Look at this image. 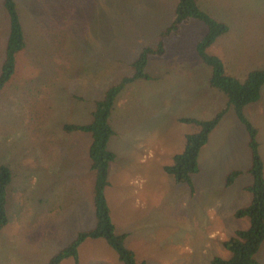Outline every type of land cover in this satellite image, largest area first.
<instances>
[{
    "label": "rangeland",
    "instance_id": "1",
    "mask_svg": "<svg viewBox=\"0 0 264 264\" xmlns=\"http://www.w3.org/2000/svg\"><path fill=\"white\" fill-rule=\"evenodd\" d=\"M26 38L11 79L0 88V163L12 172L8 223L0 229V264H50L51 257L95 224L89 135L65 123L91 120L95 100L147 46L155 47L174 18L176 0H15ZM228 26L207 48L226 72L243 81L264 66V0H199ZM206 32L191 20L162 38L149 57V79L129 83L116 97L109 122L105 196L116 233L146 264H211L228 257L222 241L248 226L234 212L247 205L245 172L225 187L228 172L249 166L248 133L230 107L200 149L195 192L164 171L198 131L184 117L209 119L226 95L208 84L210 66L195 46ZM8 19L0 0V66ZM257 129L264 164V85L245 106ZM264 264V241L256 254ZM59 264H76L72 257ZM78 264H123L102 238L78 247Z\"/></svg>",
    "mask_w": 264,
    "mask_h": 264
},
{
    "label": "trees",
    "instance_id": "2",
    "mask_svg": "<svg viewBox=\"0 0 264 264\" xmlns=\"http://www.w3.org/2000/svg\"><path fill=\"white\" fill-rule=\"evenodd\" d=\"M8 19V33L5 40L4 54L0 66V88L13 76L16 69L17 54L26 47V38L15 0H1ZM201 21L206 26V32L196 43L195 49L199 58L210 66L211 73L208 84L211 88L222 91L227 101L210 119L181 118V122L193 123L198 131L185 134V144L181 152L172 156V162L164 166V171L172 176L177 183L186 184L190 193L195 192L192 175L198 172V154L208 141L209 133L218 124L223 115L231 107L244 125L248 133L247 146L250 154V166L247 172L251 182L244 190L251 194L250 202L235 210L236 218H246L248 226L237 229L233 234L222 241L223 247L228 251V257L214 256L211 264H259L256 254L264 241V164L259 153V143L256 138L257 129L244 113L249 103L260 98V90L264 85V66L248 72L243 81L226 72L222 59L207 52L215 40L228 31V26L213 18L202 10L197 0H176L174 18L161 32L157 46H147L131 62V75L123 76L110 85L101 98L95 100L90 113L91 120L83 124L65 123L63 130L67 133L83 132L89 135L88 158L89 169L92 172V205L95 215V224L87 229L77 232L76 236L50 259V264H59L66 258L72 257L78 264V247L86 239L102 238L116 252L123 264H146L137 260L132 249L128 248L124 240L125 233H116L115 225L111 220L109 206L105 196V188L109 184V165L115 159V153L109 148L110 138L115 134L109 119L116 97L129 83L140 79H149L146 71L148 59L153 54L164 51L162 38L177 32L181 25L191 21ZM242 173L241 170L230 171L225 180V187L230 186ZM12 180L10 168L0 163V229L9 221L6 205L7 191Z\"/></svg>",
    "mask_w": 264,
    "mask_h": 264
},
{
    "label": "crops",
    "instance_id": "3",
    "mask_svg": "<svg viewBox=\"0 0 264 264\" xmlns=\"http://www.w3.org/2000/svg\"><path fill=\"white\" fill-rule=\"evenodd\" d=\"M197 4H198V6H199L201 9L204 7V6H203L204 4H200V3H199V0H197ZM202 6H203V7H202ZM202 10H204V11L206 12L205 9H202ZM206 13H207V12H206ZM210 16H211V15H210ZM213 18H214V17H213ZM216 20H217V18H216ZM208 78H209V77H208ZM207 81H208V80H207ZM221 109H222V108H221ZM227 111H228V110H227ZM216 113H217V112H216ZM216 113H215V114H216ZM244 113H245V108H244ZM224 115H225V114H224ZM224 115H223V116H224ZM212 117H213V116H212ZM222 118H223V117H222ZM222 118H221V120H222ZM209 119H210V118H209ZM201 120H203V119H201ZM221 120H220L219 122H221ZM219 122H218V124H219ZM218 124H217V125H218ZM217 125H216V126H217ZM216 126H215V127H216ZM215 127H214V128H215ZM214 128H213V129H214ZM211 132H212V131H211ZM211 132H210V133H211ZM210 133H209V135H210ZM208 139H209V137H208ZM247 141H248V140H247ZM203 146H204V145H203ZM203 146H202V147H203ZM202 147H201V148H202ZM247 147H248V146H247ZM248 151H249V149H248ZM199 154H200V151H199ZM199 154H198V158H199ZM249 160H250V154H249ZM171 162H172V161H171ZM165 166H166V165H165ZM198 166H199V164H198ZM249 166H250V162H249ZM249 166H248L246 169H232V170H241V171H242L241 174H243V173L247 172ZM232 170H230V171H232ZM198 171H199V170H198ZM230 171H229V172H230ZM229 172H228V173H229ZM247 173H248V172H247ZM241 174H240V175H241ZM240 175H239V176H240ZM239 176H237V177H239ZM232 184H233V183H232ZM232 184H231V185H232ZM247 185H248V184H247ZM247 185H245V186H247ZM193 186H194V184H193ZM224 186H225V185H224ZM245 186H244V187H245ZM244 187H243V189H244ZM194 189H195V188H194ZM239 208H240V207H239Z\"/></svg>",
    "mask_w": 264,
    "mask_h": 264
}]
</instances>
